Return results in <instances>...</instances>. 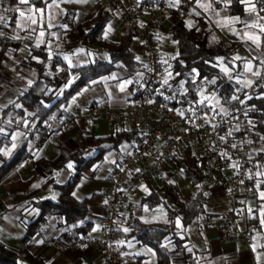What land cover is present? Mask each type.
<instances>
[{
	"label": "crops",
	"instance_id": "obj_1",
	"mask_svg": "<svg viewBox=\"0 0 264 264\" xmlns=\"http://www.w3.org/2000/svg\"><path fill=\"white\" fill-rule=\"evenodd\" d=\"M181 1L185 2V8H183L186 10L185 24L187 25V22L190 21L192 26H197L200 35H203L208 45L220 41L240 43V46L232 51L234 61L231 67H225L224 63L215 61V66L226 79L230 80L233 88L249 85L248 82L257 76L254 73H264V33L259 28L260 24H264V20L260 19V17H264V11H260L261 8H264V3H257V11L249 13L246 11L247 5L241 3V0H237L235 6H232L233 0L230 3L226 0ZM51 2L52 0H33L27 5L17 4V9L24 11L26 15L34 14L33 11H30L33 9V3L35 7L44 9L42 14H36L39 23L32 25L31 32L16 27V21L20 18L19 11H16L13 25L10 24L11 10L8 15L3 17V22H0V32L4 33L3 37L8 36L12 39L16 36L20 37V39H16L20 41L19 44L3 55L0 64V127H3L7 133L20 134L16 140L12 139V135L0 137V149L5 151L11 149L9 155L0 152V163L3 159L10 160L23 144L29 153L27 158L0 181V241L13 250H18L20 240L25 233V225L37 213V208L32 202L44 199L58 202V196L52 189L53 181L49 180L46 173L47 169L45 176L36 177L25 188L15 185L14 182L26 181L31 177L34 160L40 157L49 160L56 157L59 150L58 144L64 139L75 137L78 132H91L95 136L112 133L116 129L115 125L100 119L90 121L83 114H75V110L81 108L82 112L86 113L97 102L106 103L113 109L125 108L130 99L132 84L140 76V70L135 73L134 77H130L123 68L117 67L112 73L92 80L96 83L91 81L87 87L82 88L85 89L84 91L80 89L75 92L68 101L61 103L53 111L48 121L42 125L38 124V118L34 116L33 110L24 107L21 103L14 105L17 96L36 79L33 68L23 63L26 56L30 54L31 47L37 46V44L43 45L44 51L49 54V57L55 55L68 68L73 69L95 63L98 60L106 62L110 60L109 53L101 47L95 43L82 41L81 31L75 27L76 25L92 19L100 10H104L110 18L101 32L103 39H105V29L109 26L112 31L105 40L112 43L118 42L123 32L127 30L119 17V12L110 8L107 0H87L84 3L76 2V0H56L58 7L48 8L47 5ZM209 3L211 7L207 10L199 6ZM181 15L182 12H172L158 22L156 38L164 56L171 58L177 52V44L171 39L170 31ZM235 17H239V21L234 20ZM254 22L257 26L250 27L249 25ZM41 32L44 33L43 36H41ZM245 33L259 35L261 37L260 47L252 43ZM129 48L135 60L142 64V46L136 37L133 36ZM78 49H83V51H77ZM65 56H68L69 59L65 60ZM32 61L39 62L40 60L35 56L32 57ZM249 65L251 71L246 70ZM56 75L60 80H64L67 73L64 70H58ZM172 78L173 74H170L169 79ZM65 85L69 86V82ZM122 85L124 86L123 91L121 90ZM60 96L61 91L57 97ZM74 97L75 100H73ZM252 97L255 102L250 104L249 100ZM215 98L217 104L211 106L223 112L224 106L219 97L215 95ZM250 99L248 98L246 101L249 111L252 106H256L258 111L264 114V83ZM262 137H264V132L258 133L256 129V142L259 144V149L264 150ZM14 143L17 147L13 149ZM129 144L130 140L123 142L117 149L107 152L85 168L72 189V196L79 201L93 195L98 196L87 203L85 214V219L92 225L87 232L93 236L99 234L98 219L104 210L100 194L109 188L111 167L117 161L118 155L126 150ZM69 163L72 164V168L67 167ZM173 164H169L162 174L140 184L129 193L130 218L137 217L156 226L171 222L168 209L176 210L177 207L164 197L161 190L162 181L167 177V173L171 172L177 194L182 202H189L191 196L197 191H201L205 197L204 212L188 225L177 227L178 217L172 219L174 230H183L187 240L184 250H174L172 245L167 243L168 248L171 249L172 264H264V225L260 226V233L255 234L249 243L237 240L220 243L218 231L212 226H203L200 217L201 215L217 216L232 209L233 197L220 185L208 184L204 180L196 185L189 184L183 174L182 177L175 175ZM182 166L183 168H192L189 160L186 159L182 160ZM73 171L72 162H68L60 169L53 170L54 182L64 183ZM258 172L264 173V164ZM262 180H264V175H256V179L246 183L234 197V211L240 228L244 226L245 218L251 212H256L259 220L264 218L260 215L264 200L259 199V191L256 189L257 181ZM33 185H39V187H33ZM260 190H264V185ZM152 191H156L163 201L150 207L143 202V199ZM74 193L75 195H73ZM146 208L147 210H145ZM127 222L117 224L115 229L116 241L122 248L118 264H157L154 249L140 244L134 236L130 235ZM125 228L128 229L127 232L123 230ZM93 229L96 230L93 231ZM76 237L77 235L69 225L60 224L59 219L47 215L40 229L32 238L30 246L35 254H39L44 259L46 264H68L75 260H79L80 264H102L101 256L91 244H73V239ZM121 241L123 243H120ZM253 245H256L255 251H253ZM185 255L188 256L187 260ZM258 255H260L259 260H257Z\"/></svg>",
	"mask_w": 264,
	"mask_h": 264
},
{
	"label": "built area",
	"instance_id": "obj_2",
	"mask_svg": "<svg viewBox=\"0 0 264 264\" xmlns=\"http://www.w3.org/2000/svg\"><path fill=\"white\" fill-rule=\"evenodd\" d=\"M107 3L119 12L121 21L140 42L142 66L125 108L113 109L97 102L86 113L81 108L75 110V114H83L90 121L100 119L124 127L131 137L129 147L118 155L111 167L109 188L100 194L104 210L98 219L99 234L93 236L86 232L74 238L73 244H91L101 256L102 264H118L122 248L116 241L115 229L117 224L130 218L129 193L162 174L178 159L189 160L192 168L196 163L201 164L204 181L220 185L233 197L232 209L217 216L201 215V224L214 227L220 243L231 240L249 243L260 233L259 216L251 212L244 226L238 227L234 197L246 183L256 179V173L264 164V150L259 149L255 139L256 122L246 103L264 83V73L245 87L236 86L232 93L221 92L204 80L208 92L214 90L224 106V111L220 112L192 98L183 81L172 84L169 79L172 60L162 54L156 28L168 14L181 11L185 2L107 0ZM9 11V0H0V15L5 17ZM233 96L238 99H232ZM233 163H239L240 167H233Z\"/></svg>",
	"mask_w": 264,
	"mask_h": 264
},
{
	"label": "trees",
	"instance_id": "obj_3",
	"mask_svg": "<svg viewBox=\"0 0 264 264\" xmlns=\"http://www.w3.org/2000/svg\"><path fill=\"white\" fill-rule=\"evenodd\" d=\"M233 1L232 6H235L237 0ZM18 3V0H9V8L12 11L11 25L14 24L13 19H15ZM183 8L185 5L181 7V18L171 27L170 31L171 39L177 44V52L171 57L172 65L169 68V73L173 74V78L170 79L171 83L177 84L183 81L188 94L194 99H198L197 89L204 79L213 80V86L221 92L232 93L234 90L232 83L215 66V61L218 57L222 58V62L231 67L234 61L232 51L240 46V43L237 41H220L213 45H207L206 39L200 35L197 26L189 28L185 24L186 10ZM109 18L106 11L100 10L92 19L75 26L81 31L84 43H95L109 53L110 60L108 62L98 60L95 63L71 69L59 57L55 55L49 57V54L44 51L43 45L33 46L23 63L33 68L36 79L17 96L14 105L21 103L24 107L33 110L34 116L38 118V124L42 125L48 121L53 111L61 103L68 101L75 92L87 87L92 80L112 73L117 67L123 68L128 76L134 77L135 73L141 69L142 64L135 60L129 48L133 35L127 29L116 43L103 39L101 32ZM84 30L85 32H83ZM19 42V40L8 36L2 37L0 41V64L3 55L15 48ZM35 56L39 57V62L32 61V57ZM58 70L66 71L67 76L64 80L57 77ZM71 79L72 83L67 88H63ZM60 91L61 96L57 97ZM253 102L255 99L252 97L249 103L252 104ZM19 111L22 112L21 109ZM249 114L256 120L258 133H263V112L258 111L256 106H252ZM130 137V131L124 127H116L112 133L105 136H95L91 132H78L75 137L66 138L59 142L58 154L53 159L40 157L34 160L31 177L26 181L18 180L14 184L25 188L36 177L45 176L47 173L49 180L53 181L52 189L58 196V202L47 199L32 202L37 208V213L25 225V233L20 240L18 250L8 248L0 241V264H46L39 254L34 253L30 242L47 215L59 219L60 224L69 225L77 236L86 233L92 227L91 223L85 219L87 203L98 196L93 195L79 201L72 196V189L85 168L103 157L107 152L117 149L123 142L129 141ZM28 156L27 148L23 144L10 160L3 159L0 163V181ZM68 162L73 163V173L64 183L54 182L52 171L62 168ZM173 166L175 170H179L182 167V160H176ZM46 169L47 172L45 173ZM182 174L191 185L199 184L204 180L202 166L198 163L195 164L194 168L184 167ZM169 181L173 183H169ZM161 190L164 197L177 207L176 210L168 209L171 222L156 226L140 218L132 217L128 220L127 225L130 229V235L134 236L140 244L154 249L157 264H172L171 249L168 248L167 243L171 244L174 250H184L187 241L183 230H174L172 219L179 217L182 227H185L204 212L205 197L201 191H197L191 196L189 202H182L177 194L171 172H168L167 177L162 181ZM162 201L163 198L156 191H152L143 199V202L150 207ZM187 258L188 256L185 255L186 260ZM68 264H80V261L75 260Z\"/></svg>",
	"mask_w": 264,
	"mask_h": 264
},
{
	"label": "snow or ice",
	"instance_id": "obj_4",
	"mask_svg": "<svg viewBox=\"0 0 264 264\" xmlns=\"http://www.w3.org/2000/svg\"><path fill=\"white\" fill-rule=\"evenodd\" d=\"M18 2L20 4L27 5L29 3H32L33 0H18ZM76 2L84 3V2H87V0H76ZM198 2H199V0H198ZM226 2L230 3L231 0H226ZM175 3L176 4H179L180 3V0H175ZM241 3H244V4L247 5V7H246V11L247 12L254 13V12L257 11V3H264V0H255V2H253V0H241ZM54 6L55 7H58L56 0H52V2L47 5L48 8H52ZM199 6L202 7V8H205V10H207V8L211 7V4L210 3L207 4V5L200 4ZM17 11H19V9H17ZM30 11H33L34 14H32V15H26L24 11H19V17L20 18L17 19V21H16V27L17 28H20L21 30H26V31L31 32L33 30L32 29V25H36V24L39 23V21L36 18V14H42L44 12V9L43 8H40V7H35V4L33 3V9H31ZM260 11H264V8H261ZM197 15H199V13H197ZM41 19H42V17H41ZM233 19L239 21L240 18L239 17H235ZM260 19L264 20V17H260ZM3 20H4L3 16L0 15V22H3ZM49 26H51V25H49ZM249 26L250 27H256L257 24L254 22L252 25H249ZM187 27L191 28L192 27V22H190V21L187 22ZM259 28H260V31L262 33H264V24H260L259 25ZM111 31H112L111 26H109V27H107L105 29V32H104V38L105 39L108 38V35L111 33ZM3 35H4V33L3 32H0V36H3ZM43 35H44V33L41 32V36H43ZM245 35L248 37L249 40L252 41V43L256 44L257 47H260L261 37L259 35H257V34H251L250 35L248 33H245ZM13 39H20V37L19 36H16V37H13ZM37 47H39V44H37ZM77 51H81L82 52L83 49H78ZM64 59L65 60H68L69 57L68 56H65ZM137 59H139V58H137ZM237 59H239V57H237ZM224 70L227 71V69H224ZM246 70L247 71H251V66L249 65ZM254 75H259V73H254ZM164 82L167 83V79ZM29 83H31V82H29ZM71 83H72V81H69V84H71ZM92 83H96V81H92ZM213 83H214V81H213ZM248 83L251 84V81H249ZM65 87H68V85H65ZM123 87L124 86L122 85L121 86V90L122 91H123ZM84 90L85 89H82V91H84ZM78 95H79V93H78ZM232 99L235 100V99H238V98L236 96H233ZM73 100H75V97L73 98ZM240 102L243 103V101H240ZM10 103H11V101H10ZM17 107H20V105H17ZM249 123L251 124L253 122L252 121H249ZM236 131H239V128H237ZM8 135H12V139L13 140H16L20 134L17 133V134H14L13 135V134L7 133L3 127H0V137H7ZM229 135H231V133H229ZM220 139L223 140L225 138L224 137H221ZM262 139H264V137H262ZM248 143H251V141H248ZM16 147H17V145L14 143L12 145V148L14 149ZM232 147L235 148L236 145H232ZM0 152H3L4 155H9L10 152H11V149H9L7 151H5L4 149H0ZM223 155L224 156H227V153H224ZM232 166L233 167H236V168H239L240 167L239 163H233ZM67 167L68 168H72V164L69 163L67 165ZM137 171H139V169H137ZM57 175H59V173H57ZM256 175L261 176V175H264V173L258 172V173H256ZM169 183H173V182L172 181H169ZM262 185H264V180L257 181V183H256V189L259 191V199L264 200V190H260V188H261ZM33 187H39V185H33ZM145 191H147V188H145ZM73 195H75V193ZM145 210H147V208ZM249 211L251 212V209ZM260 215H261V217H264V206H262ZM260 223H261V225H264V218H262L260 220ZM176 224H177V227H181L180 218L179 217L176 220ZM95 230L96 229H93V231H95ZM123 230L125 232L128 231L127 228H125ZM120 243H123V241H121ZM252 247H253V251H255L256 245H253ZM149 251H151V249H149ZM259 259H260V255L257 256V260H259Z\"/></svg>",
	"mask_w": 264,
	"mask_h": 264
},
{
	"label": "rangeland",
	"instance_id": "obj_5",
	"mask_svg": "<svg viewBox=\"0 0 264 264\" xmlns=\"http://www.w3.org/2000/svg\"><path fill=\"white\" fill-rule=\"evenodd\" d=\"M179 12H181V11H179ZM219 61L221 63H223L221 58H219V57L216 58V62H219ZM224 66L227 67L226 64ZM204 80L209 81L207 79H204ZM203 81L200 83V85H199V87L197 89V96L199 97L200 101H203V102L207 101L210 105L214 106L215 104H217V99L215 98V92H214V90H211V92H208V89H207V87H206V85L204 84ZM209 82L213 85V80H211ZM181 168H183V166ZM181 168L179 170H175L174 171L176 176L182 177V170L183 169H181Z\"/></svg>",
	"mask_w": 264,
	"mask_h": 264
}]
</instances>
